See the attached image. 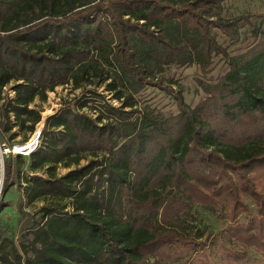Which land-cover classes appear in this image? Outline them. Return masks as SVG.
Returning <instances> with one entry per match:
<instances>
[{
  "label": "trees",
  "instance_id": "1",
  "mask_svg": "<svg viewBox=\"0 0 264 264\" xmlns=\"http://www.w3.org/2000/svg\"><path fill=\"white\" fill-rule=\"evenodd\" d=\"M231 1L0 0L1 146L34 132L47 92L93 87L45 120L21 201L46 204L18 205L17 237L0 201V264L191 262L214 245L194 215L226 209L228 258L264 259V15L225 19ZM245 27L251 41L230 56L219 35L238 44ZM218 56L224 73L187 105L167 70L208 72ZM148 86L174 92L177 113L139 108ZM17 176L4 159L3 193Z\"/></svg>",
  "mask_w": 264,
  "mask_h": 264
},
{
  "label": "rangeland",
  "instance_id": "2",
  "mask_svg": "<svg viewBox=\"0 0 264 264\" xmlns=\"http://www.w3.org/2000/svg\"><path fill=\"white\" fill-rule=\"evenodd\" d=\"M244 14L264 15V0H233L229 3H226L224 6L223 17L225 19H232ZM252 23L259 25V20L253 19ZM250 30V27L241 29L240 32L242 41L238 44L230 43V41H228L222 35H219L218 43L223 48L227 49V52L230 56H234L240 53L251 41ZM225 69L226 66L223 62V59L218 56L213 58L208 72H202L197 66L193 65L191 67L169 68L164 76L167 79V82H172L171 89L174 92L181 91L183 93L185 103L191 107H194L204 97V94L200 88V83L214 82L220 75L224 73ZM12 85L13 84H10L4 90L8 97H13L14 95L11 91ZM89 89H93V87L75 90L72 88V86L65 85L56 87L52 92H47V99L45 102L35 100L31 106L32 108L40 111L41 115V121L36 125L34 132L30 134L26 133L25 131H20L16 128L13 130L16 133V138L12 140L11 148L8 149L6 146L0 145V178L4 177V159L11 160L13 163H15V166L18 169V176L13 187L9 188L5 191V193H3V179L2 183L0 184V201L5 202L6 206L3 208L2 219L10 222V226L12 227L15 237L18 236L19 231L18 205L20 204L24 211L30 215L46 203L37 202L32 206H27L23 201H21L23 197V188L25 187V179L26 177L30 176V173L27 170L28 155H18V153H15V151L13 152V147L21 145L28 148L34 139L35 134L38 132L41 134V131L44 127V122L48 117L56 114L67 103H81L86 98H90L88 97L89 95L87 93ZM98 93L105 94L102 89H98ZM173 93L168 91H160L153 86H148L137 96L138 107L145 109L147 112L152 113L153 115L161 114L168 116L176 114L177 109L175 101L172 97ZM112 104L117 105V102L112 101ZM92 105L94 104L91 103L90 106L93 107ZM83 111L94 115V111L90 110L89 108H83ZM22 153H25V151ZM18 156H20V158ZM85 164L86 161L80 162V166ZM66 172V169L58 168L57 175L60 176ZM226 215L227 209L221 213L220 217L217 218L208 213H196L194 215V220L198 226L205 228L208 232H212L214 235L213 239H211V242L214 240V245L211 249L212 253L210 255V250L206 249L205 255L199 257V259L192 260L191 262L184 260L176 264H235L231 258H228V255L233 253V250L228 249V246H225L227 250H224L223 247H221L224 244L221 243V241H219L217 238V235L224 231L228 226ZM241 220L244 221V218L242 217ZM239 264H264V259H262L254 250H250L248 257Z\"/></svg>",
  "mask_w": 264,
  "mask_h": 264
},
{
  "label": "built area",
  "instance_id": "3",
  "mask_svg": "<svg viewBox=\"0 0 264 264\" xmlns=\"http://www.w3.org/2000/svg\"><path fill=\"white\" fill-rule=\"evenodd\" d=\"M39 138H40V133L38 132L35 134V137L28 148H26V146H16L13 147V152L15 151V153L18 154H27V155L30 154L38 147ZM24 151L25 153H22Z\"/></svg>",
  "mask_w": 264,
  "mask_h": 264
},
{
  "label": "water",
  "instance_id": "4",
  "mask_svg": "<svg viewBox=\"0 0 264 264\" xmlns=\"http://www.w3.org/2000/svg\"><path fill=\"white\" fill-rule=\"evenodd\" d=\"M2 179H3V177L0 178V184L2 183Z\"/></svg>",
  "mask_w": 264,
  "mask_h": 264
}]
</instances>
